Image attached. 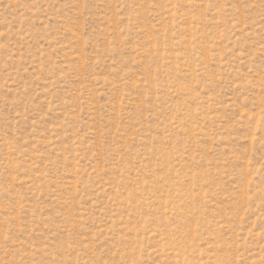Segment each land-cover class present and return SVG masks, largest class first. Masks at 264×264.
<instances>
[{
  "label": "rangeland",
  "instance_id": "rangeland-1",
  "mask_svg": "<svg viewBox=\"0 0 264 264\" xmlns=\"http://www.w3.org/2000/svg\"><path fill=\"white\" fill-rule=\"evenodd\" d=\"M0 264H264V0H0Z\"/></svg>",
  "mask_w": 264,
  "mask_h": 264
}]
</instances>
